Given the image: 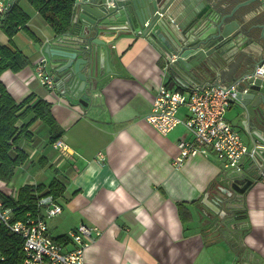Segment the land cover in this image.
<instances>
[{
	"label": "crops",
	"instance_id": "1",
	"mask_svg": "<svg viewBox=\"0 0 264 264\" xmlns=\"http://www.w3.org/2000/svg\"><path fill=\"white\" fill-rule=\"evenodd\" d=\"M7 2L29 16L26 28L37 41L24 31L12 37L13 47L29 64L17 73L5 71L0 80L16 101L33 96L51 103L63 134L50 144L46 125L32 123L29 137L19 145L27 160L15 169L9 184L0 181V194L16 197L24 185L47 186L53 179L62 183L65 191L58 199L62 211L48 218L47 225L57 219L53 238L66 236L80 224L95 229L84 264H264V184L259 180L264 166L257 156L254 162H241L240 171L252 175L251 182L241 172L225 168L213 153L188 157L175 168L177 142L192 136L182 124L161 135L146 118L159 86L171 90L186 86L167 71L164 56L148 37L127 26L98 36L108 56L104 60L101 54L99 82L83 106L55 80L54 72L50 71L52 89L35 78L36 60L46 57V41L56 33L27 0ZM219 2L229 9L234 0ZM261 25L249 20L247 26L260 33ZM73 27L74 9L68 31ZM8 42L0 29V44ZM255 47L244 38L227 54L223 69H217L225 75L214 72L205 82L187 84L232 85L241 76L240 63ZM240 112L230 101L225 118L246 146L264 152L263 142L244 128ZM178 115L186 118V109ZM59 243L65 250L73 247L70 241Z\"/></svg>",
	"mask_w": 264,
	"mask_h": 264
},
{
	"label": "water",
	"instance_id": "2",
	"mask_svg": "<svg viewBox=\"0 0 264 264\" xmlns=\"http://www.w3.org/2000/svg\"><path fill=\"white\" fill-rule=\"evenodd\" d=\"M227 7L219 0H76L74 27L47 40L43 53L55 80L87 106L101 75V54L104 60L108 56L99 35L124 26L137 30L164 56L167 71L184 85L205 82L214 72L225 75L217 69H223L227 54L241 40L251 38L256 47L240 63L241 76L232 81L235 96L230 101L241 111L246 131L264 145V71L257 73L264 64V26L257 33L254 27L237 22ZM105 68L109 69L107 63ZM257 157L264 166V152ZM238 172L248 182L253 180L252 175Z\"/></svg>",
	"mask_w": 264,
	"mask_h": 264
},
{
	"label": "built area",
	"instance_id": "3",
	"mask_svg": "<svg viewBox=\"0 0 264 264\" xmlns=\"http://www.w3.org/2000/svg\"><path fill=\"white\" fill-rule=\"evenodd\" d=\"M9 7L7 0H0V14L7 12ZM263 71L260 68L257 73L262 74ZM35 78L43 86L54 87L45 57H40L35 63ZM185 86L177 90L159 86L146 118L161 135H167L182 124L192 136L190 141L180 139L177 142L179 156L174 161L175 168H179L188 157L210 153L225 168L235 171L241 170L243 160H255L258 148L246 146L239 131L225 118L230 99L235 96V85ZM181 108L186 109V118L178 115ZM56 145L61 147V142ZM98 157L104 159L102 154ZM259 180L264 184V169L259 171ZM37 208L35 216L28 214L23 221L11 222L10 209H3L0 203V224L21 239L23 252L21 262L10 263L0 256V264H84V252L95 241V229L80 224L66 235L73 247L65 250L63 244L54 241L47 225L48 218L62 211L61 206L51 195H45L37 200Z\"/></svg>",
	"mask_w": 264,
	"mask_h": 264
},
{
	"label": "trees",
	"instance_id": "4",
	"mask_svg": "<svg viewBox=\"0 0 264 264\" xmlns=\"http://www.w3.org/2000/svg\"><path fill=\"white\" fill-rule=\"evenodd\" d=\"M27 1L54 33H65L71 27L76 0ZM28 21L29 16L16 4H11L7 12L0 14V29L9 39L7 45L0 44V77L5 71L17 73L29 64L28 58L12 45V37L19 31L26 32L31 39L37 41L26 28ZM37 121L48 128L50 144L62 136L63 130L52 116L51 103L33 96L16 101L0 80L1 182L9 184L15 169L27 160V154L19 145L23 139L29 137V126ZM64 191V185L53 179L47 186L24 185L19 188L16 197L0 194V203L3 209H10L11 222L23 221L28 214L35 216L38 213L39 197L51 195L58 202ZM54 241H67V236L54 238ZM0 256L10 263H19L23 257L21 239L3 224H0Z\"/></svg>",
	"mask_w": 264,
	"mask_h": 264
},
{
	"label": "flooded vegetation",
	"instance_id": "5",
	"mask_svg": "<svg viewBox=\"0 0 264 264\" xmlns=\"http://www.w3.org/2000/svg\"><path fill=\"white\" fill-rule=\"evenodd\" d=\"M229 7H231L229 8L230 11H234L233 17L235 18V20H237V22L238 21L243 22L244 24L248 25L249 20L250 21L255 20V21H261L262 23L261 26H264L263 25L264 24V0H255V1L234 0L233 4L230 5ZM253 7H256V8L252 10ZM260 68L264 69V64L258 67L257 70Z\"/></svg>",
	"mask_w": 264,
	"mask_h": 264
},
{
	"label": "rangeland",
	"instance_id": "6",
	"mask_svg": "<svg viewBox=\"0 0 264 264\" xmlns=\"http://www.w3.org/2000/svg\"><path fill=\"white\" fill-rule=\"evenodd\" d=\"M39 59H40V58H38V59L36 60V64L38 63V60H39ZM47 62H48V60H47ZM48 68H49V64H48ZM56 222H57V219H51V220L48 221V223H49V226H48V227L50 228L49 231H51L50 233H52V234H56V231L52 229V226H53Z\"/></svg>",
	"mask_w": 264,
	"mask_h": 264
}]
</instances>
